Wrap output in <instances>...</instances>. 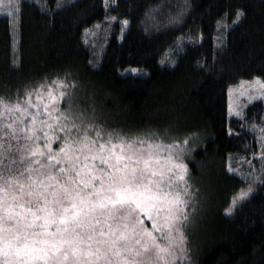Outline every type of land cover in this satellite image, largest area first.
Here are the masks:
<instances>
[{
    "label": "trees",
    "instance_id": "1",
    "mask_svg": "<svg viewBox=\"0 0 264 264\" xmlns=\"http://www.w3.org/2000/svg\"><path fill=\"white\" fill-rule=\"evenodd\" d=\"M15 13V20L0 14L4 101L60 80L65 90L57 106L75 131L143 141L182 163L184 246L174 264H264V178L225 213L246 183L230 162L258 150L245 124L264 128L261 100L247 105L243 118L227 112L229 85L264 78V0H17ZM111 18L96 52L85 30ZM0 126V173L15 178L11 187L0 180V212L22 199L21 184L26 197L40 189L63 195L79 185ZM41 179L52 187H30ZM15 229L13 219L0 216V231Z\"/></svg>",
    "mask_w": 264,
    "mask_h": 264
},
{
    "label": "rangeland",
    "instance_id": "2",
    "mask_svg": "<svg viewBox=\"0 0 264 264\" xmlns=\"http://www.w3.org/2000/svg\"><path fill=\"white\" fill-rule=\"evenodd\" d=\"M16 3L17 0H0V14H7L15 20ZM113 21L112 18L107 19L85 30V41L94 51H101ZM224 24L226 26L227 22L224 21ZM54 82L56 83H50L36 90L23 100L5 102L7 107L0 105V117L5 119H0V122L5 127L11 125V128H7L11 130L13 136L32 143V146L38 148L47 160L54 162L58 166L56 173L65 175L68 180L79 185L72 187L68 199L64 200L62 206L48 204V209L53 212V216H48L47 212H38L36 206L32 207V212L36 215L48 216L49 220L55 219V223L47 228L40 227L44 224L43 219L36 220L32 212L27 211L26 202L29 199L35 200V195L26 197L21 193L22 199L17 195L16 202L10 200L4 204L0 216L13 219L16 229L0 231V264H45V259H37V257H43L45 252L51 256L49 250L53 244L62 251L71 248L77 250L76 257H73L69 251L67 261H63L61 257V264H148V262L174 264L182 257L184 246L181 227L187 202L184 189L187 187L184 181L177 179L181 169L176 167L183 164L173 157L157 152L150 144L135 142L131 149L126 147L123 155L135 153L133 160L141 161L139 165L131 164L129 171L131 167L143 169V161L149 160L146 179L143 181L147 188L133 187L129 193V199L135 202L125 205L123 212L119 213L115 219L109 218L108 212L112 205L107 198L115 199V192L110 190V186L124 187L125 185H113L101 172V169L105 171H111V169L101 164L99 159H92L96 155L109 156L107 149L111 146L105 144L109 137H103L101 133L97 136L94 132L87 134L75 131L76 128L66 122L65 115L57 106L64 95L65 86L60 80ZM257 100L264 102V78L240 79L229 85L227 89L228 115L243 118L245 107ZM17 107L19 111L16 110ZM245 127L256 134L258 150L249 156L238 155L235 161L230 162V170L243 176L246 183L231 198L225 213H230L240 201L248 197L264 178V128L256 123L245 124ZM59 134L62 140H57ZM3 135L4 131L1 132L0 137L2 138ZM56 140L58 143L54 146ZM125 142L130 143L131 140ZM112 143L119 144L120 140L112 138ZM101 144H105L103 153L100 152ZM115 152L120 154V148H116ZM109 163H115V156L109 159ZM85 165H87L86 168ZM93 165L95 168L92 167ZM73 168L75 171H72ZM60 169H64L65 172L61 173ZM76 171L81 173L79 177L76 176ZM153 172L157 174L153 176ZM94 175L100 176L103 183L101 180H94L91 186L85 188L81 181H90ZM149 180L153 183L149 184ZM36 192L38 191L35 190L33 193ZM39 192L45 193L48 200L52 199L47 196L49 191L40 189ZM177 192L184 201L181 205L172 203ZM164 193H171V195L165 196ZM81 200L85 203L81 204ZM101 202L107 204L106 209L96 207L94 212L91 211L94 205ZM72 204L76 205V209L72 208ZM38 206L44 207V201L41 200ZM63 207L69 209L67 214L69 217L75 211H81L79 218L83 221V227H77L75 224H60ZM33 221L36 227L25 226ZM65 227L68 228L67 232L63 231ZM101 232L103 235H100ZM36 233L42 235H36ZM25 236H27L26 240L23 239ZM17 237H21V241H18ZM24 243L28 245L26 249L23 248ZM145 247L149 251L145 252ZM157 255L163 259L157 261ZM47 264H55V261L48 260Z\"/></svg>",
    "mask_w": 264,
    "mask_h": 264
},
{
    "label": "snow or ice",
    "instance_id": "3",
    "mask_svg": "<svg viewBox=\"0 0 264 264\" xmlns=\"http://www.w3.org/2000/svg\"><path fill=\"white\" fill-rule=\"evenodd\" d=\"M56 83V82H53ZM0 105H4L5 107H7V105L5 104L4 101V97L0 96ZM17 111H19V108H16ZM7 127L11 128V125H7ZM73 127H76V125H73ZM79 130V129H77ZM70 131V130H69ZM0 132H3V127L0 126ZM97 136H99V132H97ZM120 140L119 144H113L112 143V138L111 135H109L108 140L105 141V144L110 145L111 147L107 149V151L109 152V156L105 157L103 155H96L93 156L92 159H99L101 164L107 165L108 169H111V171H105L104 169H101V172H103L104 176H106L108 178V180H110L112 182L113 185H125L124 187H112L110 186V190L115 192V199L112 197H108V202L112 205L111 209L108 212L109 218H113L115 219L117 217V215L121 212H123L125 205L129 204V203H134V200H130L129 199V193L131 192V189L133 187L135 188H147V185L143 184V181L146 179V170L149 167V160H144V168L143 169H138L137 167H131V170L129 171V168L131 166V164H136L139 165L140 164V159H136L133 160V156L135 155V153H133L132 155H128L125 156L123 155L125 148H132V145L135 143V141H131L130 143H127L124 141L123 137H117ZM143 141H141L142 143ZM105 144H101L100 145V152L103 153L105 151ZM159 147V146H157ZM116 148H120V154H117L115 152ZM63 151V149H62ZM41 155H43V153H40ZM32 155H36L35 152L32 153ZM115 156V163H109V159ZM85 159H87V157H85ZM125 161H127V163H125ZM3 161L2 159H0V164H2ZM13 163H15V161H13ZM123 165V166H121ZM87 167V165H85V168ZM93 168H95V165L92 166ZM176 167L181 169V174L177 177V179L179 181H185V174L187 169L184 167V165H176ZM8 172H11V168L9 167L7 169ZM30 171V169H29ZM72 171H75V168L72 169ZM61 173H64L65 170L64 169H60ZM80 172L76 171V176L79 177L80 176ZM157 173L153 172L152 175L155 176ZM21 175H23V173H21ZM47 179L49 181L55 182L56 181V177L55 176H48ZM0 180L4 181V184L7 185L8 187L12 186V183L14 182L15 178L13 181H9L2 173H0ZM94 180H101V183H103L102 179L100 176H92V180L90 181H81V183L84 185L85 188H88L89 186H91L92 181ZM153 183V181L149 180V184ZM37 185V186H44L46 188H51L52 184H48L45 185L44 180L41 179L39 180V182L33 180L31 182V185ZM23 185H20V190L21 193H23ZM185 194H187V188L184 189ZM27 196L32 197L33 195L36 196V199H29L26 202V206H27V211L32 212V207L36 206L37 211L38 212H47L48 216H53V212L49 211L48 209V204L49 203H54L57 206H62L64 200L68 199L69 197V189L68 188H64L63 189V195H61V193L53 190L52 192L47 193V196H50L52 199L48 200L45 196V193H41V192H36L33 193L32 191H29L26 193ZM77 195H79V192H77ZM134 195V193H133ZM165 196L171 195V193H164ZM15 198V197H14ZM22 198V196H21ZM43 200L44 201V207H39V202ZM85 201L81 200V204H84ZM172 203H174L175 205H181L184 203V201L180 198V193H176L175 194V198L174 201H172ZM21 207H25V205H21ZM96 207H99L100 209H106L107 208V204L101 202L98 205H94L93 208L91 209V211H95ZM72 208L76 209V205L72 204ZM180 211H182V209H179ZM69 212V209L67 207H63V215L60 216L59 219V223L62 225H68V224H75L77 227H83V221L80 220V216H81V211H75L73 213V215H71L70 217L67 215ZM32 215L35 216L36 220H40L43 219L44 220V224L40 225V227L43 228H47L49 227L51 224L55 223V219L49 220L48 216L45 217H41L36 215L35 212H32ZM84 215H87V213H84ZM10 218V217H9ZM28 228H33L36 227L35 222L33 221L30 224L25 225ZM159 230V229H158ZM58 231H60V229H58ZM63 231L67 232L68 228L65 227L63 229ZM36 235H42L41 233H36ZM100 235H103V232L100 233ZM21 237H17L18 241H21ZM24 240L27 239V236H25L23 238ZM89 239H91V237H89ZM46 242V241H45ZM28 245L26 243L23 244V248H27ZM17 251H21V249H17ZM51 251V256L48 255V252L44 253L43 257H37V259H45V264H47L48 260H54L55 264H61V257L63 259V261H67L69 259V251L71 252V255L73 257L77 256V250L75 248H71L70 250H61V248L56 247L55 244L52 245L51 249L49 250ZM144 251L147 252L149 251V249L147 247L144 248ZM161 251H164V249H161ZM59 254V255H58ZM5 255H7V253H5ZM78 259V257H77ZM163 257L157 255L156 260H162ZM148 264H151V262H148Z\"/></svg>",
    "mask_w": 264,
    "mask_h": 264
}]
</instances>
